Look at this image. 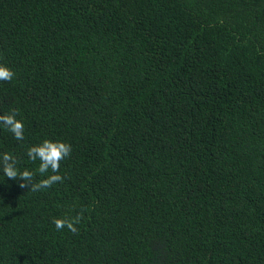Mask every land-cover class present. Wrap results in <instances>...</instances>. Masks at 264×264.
I'll return each instance as SVG.
<instances>
[{
    "label": "trees",
    "instance_id": "trees-1",
    "mask_svg": "<svg viewBox=\"0 0 264 264\" xmlns=\"http://www.w3.org/2000/svg\"><path fill=\"white\" fill-rule=\"evenodd\" d=\"M0 64V155L72 146L0 166V264H264V0H0Z\"/></svg>",
    "mask_w": 264,
    "mask_h": 264
},
{
    "label": "clouds",
    "instance_id": "clouds-1",
    "mask_svg": "<svg viewBox=\"0 0 264 264\" xmlns=\"http://www.w3.org/2000/svg\"><path fill=\"white\" fill-rule=\"evenodd\" d=\"M15 76L12 69L6 65L0 64V81L11 82ZM18 110H12L7 114L0 115V126H3L7 131L13 134L18 141L24 140L25 126L21 119H18ZM72 146L64 141L44 140L38 145H33L27 150V156L32 162L39 161L38 172L41 176L47 178L41 179L34 183V173L28 169L20 171L17 168L18 159L11 153L4 152L0 155V166L3 168L4 175L9 179H20L21 188H29L30 191L36 192L52 187L55 183H62L63 177L59 175L61 161L71 155ZM83 216L77 214L74 217L54 218L53 223L57 230L67 229L73 234H77L79 229L77 225L81 222Z\"/></svg>",
    "mask_w": 264,
    "mask_h": 264
}]
</instances>
